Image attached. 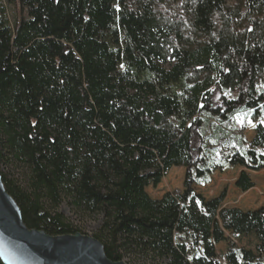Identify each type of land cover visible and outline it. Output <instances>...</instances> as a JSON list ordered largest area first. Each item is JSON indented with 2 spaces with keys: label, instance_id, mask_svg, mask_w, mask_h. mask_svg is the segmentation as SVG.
<instances>
[{
  "label": "trees",
  "instance_id": "16d2710c",
  "mask_svg": "<svg viewBox=\"0 0 264 264\" xmlns=\"http://www.w3.org/2000/svg\"><path fill=\"white\" fill-rule=\"evenodd\" d=\"M236 166L264 170V0H0V173L29 228L81 232L67 201L114 261L264 264L232 240L264 255V208L194 189ZM173 167L184 191L152 198Z\"/></svg>",
  "mask_w": 264,
  "mask_h": 264
},
{
  "label": "water",
  "instance_id": "95a60500",
  "mask_svg": "<svg viewBox=\"0 0 264 264\" xmlns=\"http://www.w3.org/2000/svg\"><path fill=\"white\" fill-rule=\"evenodd\" d=\"M0 258L5 264H129L125 260H111L103 243L93 235H51L29 228L1 173Z\"/></svg>",
  "mask_w": 264,
  "mask_h": 264
},
{
  "label": "rangeland",
  "instance_id": "374dc122",
  "mask_svg": "<svg viewBox=\"0 0 264 264\" xmlns=\"http://www.w3.org/2000/svg\"><path fill=\"white\" fill-rule=\"evenodd\" d=\"M168 65L169 64L167 63L166 66ZM231 95L235 96L236 92H231ZM237 124L239 126L245 124L247 126L246 136L249 139L253 138L255 134V123L247 116V114L244 113L238 115ZM242 170H247L254 182V186L245 192L236 185V181ZM185 179L186 168L173 167L167 172L158 185L151 184L146 188V190L152 198H161L167 192H183L185 189ZM194 189L197 193L202 194L207 200L214 199L220 197L222 194H225L222 204L223 207H237L243 210L264 208V170L254 171L241 166L228 168L224 171L217 170L212 175L209 183H195ZM58 211L63 213L67 220L78 227L81 232L88 235H93L102 222V216L82 215L76 212L67 201L63 202L59 206ZM227 236L230 237L231 234L227 232ZM232 240L235 242L237 247L252 251L256 255V259L258 261L264 262V255L258 251L259 239L254 232L242 235L238 238L232 237ZM227 248V241H223L216 245L218 257L222 262H225L224 253Z\"/></svg>",
  "mask_w": 264,
  "mask_h": 264
}]
</instances>
